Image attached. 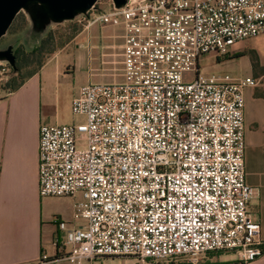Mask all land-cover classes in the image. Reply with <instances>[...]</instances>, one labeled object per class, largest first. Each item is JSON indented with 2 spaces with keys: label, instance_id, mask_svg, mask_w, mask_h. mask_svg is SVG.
I'll return each mask as SVG.
<instances>
[{
  "label": "built area",
  "instance_id": "1",
  "mask_svg": "<svg viewBox=\"0 0 264 264\" xmlns=\"http://www.w3.org/2000/svg\"><path fill=\"white\" fill-rule=\"evenodd\" d=\"M100 1L76 19L83 30L121 28L124 79L81 86L71 110L84 121L40 130L41 195L81 197L82 224L59 223L60 258L197 264L227 251L238 264L256 260L264 240L246 178L245 91L258 80H217L199 63L264 34V0ZM10 74L0 60L1 92ZM50 262L43 253L23 264Z\"/></svg>",
  "mask_w": 264,
  "mask_h": 264
},
{
  "label": "crops",
  "instance_id": "2",
  "mask_svg": "<svg viewBox=\"0 0 264 264\" xmlns=\"http://www.w3.org/2000/svg\"><path fill=\"white\" fill-rule=\"evenodd\" d=\"M119 37L122 39V33ZM122 42L116 46L121 56ZM245 56L250 57L246 76L258 80L257 86L245 91L246 178L255 190L250 206L264 240V34L235 45L225 60ZM59 59L60 55L51 57L18 89L0 95V264H23L43 253L52 260L48 264H70L60 258L63 252L56 240L63 239L64 231L59 223L65 221L68 228L82 224L74 219L80 196L43 197L40 193V130L43 123L53 124L58 117L60 98L54 83L67 76L70 68ZM78 60L84 62L85 56L79 54ZM81 264L142 262L131 256H114ZM197 264L238 262L233 252L216 251L203 255ZM249 264H264V253Z\"/></svg>",
  "mask_w": 264,
  "mask_h": 264
},
{
  "label": "rangeland",
  "instance_id": "3",
  "mask_svg": "<svg viewBox=\"0 0 264 264\" xmlns=\"http://www.w3.org/2000/svg\"><path fill=\"white\" fill-rule=\"evenodd\" d=\"M108 0H101L100 8L107 9ZM26 19L19 17L13 30L9 31L0 40V49H6L10 45L18 43L27 44L39 41L46 31H53L56 35L55 50L45 54V62L55 55H60V61L70 65L69 74L60 82H55L59 95L58 117L53 124H65L73 121H84L81 116H74L71 110V99L79 88L88 83H114L124 79V66L121 51L116 47L121 38V28L111 26L93 25L89 30H83L78 21H64L61 23L50 22L45 27H35L34 20L28 11H21ZM79 17V16H77ZM83 31V32H82ZM85 47H81L80 44ZM79 54L85 56V61L78 60ZM92 59L89 60L88 57ZM105 61L102 62V57ZM223 59V60H222ZM217 60L213 56H206L200 60V72L205 76L217 80L227 78L236 79L244 77L250 66V57L225 60L226 57ZM33 68V67H31ZM30 68L26 69L29 70ZM24 71V72H26ZM191 72L185 73V78L190 79ZM3 92L0 91V95Z\"/></svg>",
  "mask_w": 264,
  "mask_h": 264
},
{
  "label": "water",
  "instance_id": "4",
  "mask_svg": "<svg viewBox=\"0 0 264 264\" xmlns=\"http://www.w3.org/2000/svg\"><path fill=\"white\" fill-rule=\"evenodd\" d=\"M99 0H0V40L5 36L23 10L29 12L35 27H45L50 22L61 23L87 14ZM127 0H113L116 7H121ZM0 60L15 67V55L10 45L0 49Z\"/></svg>",
  "mask_w": 264,
  "mask_h": 264
},
{
  "label": "trees",
  "instance_id": "5",
  "mask_svg": "<svg viewBox=\"0 0 264 264\" xmlns=\"http://www.w3.org/2000/svg\"><path fill=\"white\" fill-rule=\"evenodd\" d=\"M19 17L26 19L22 12H20L9 31L13 30L15 23ZM69 22L77 21V19L68 20ZM73 23V22H72ZM79 23V22H78ZM82 25V24H81ZM7 32V33H8ZM4 37V36H3ZM2 37V38H3ZM1 38V39H2ZM56 35L53 31H46V33L39 39V41L27 44L18 43L11 45L13 47V54L15 55V67H11V74L9 80L1 87L3 91H15L25 83L27 79L36 74L45 64V54L52 53L55 50ZM242 54L237 55V57ZM33 67V68H31ZM30 68L26 71V69ZM26 71V72H24ZM264 249V245H263ZM176 264V263H171Z\"/></svg>",
  "mask_w": 264,
  "mask_h": 264
}]
</instances>
